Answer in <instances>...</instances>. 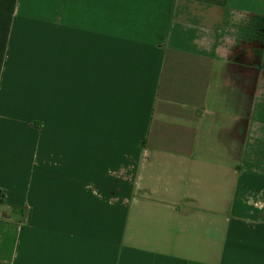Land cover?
<instances>
[{"label": "crops", "instance_id": "0c3cea01", "mask_svg": "<svg viewBox=\"0 0 264 264\" xmlns=\"http://www.w3.org/2000/svg\"><path fill=\"white\" fill-rule=\"evenodd\" d=\"M0 264H264V0H0Z\"/></svg>", "mask_w": 264, "mask_h": 264}, {"label": "trees", "instance_id": "16d2710c", "mask_svg": "<svg viewBox=\"0 0 264 264\" xmlns=\"http://www.w3.org/2000/svg\"><path fill=\"white\" fill-rule=\"evenodd\" d=\"M2 201H3V196H2V194L0 193V204L2 203Z\"/></svg>", "mask_w": 264, "mask_h": 264}]
</instances>
